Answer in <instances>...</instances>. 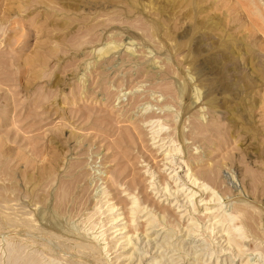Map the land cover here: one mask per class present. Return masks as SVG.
Here are the masks:
<instances>
[{
	"label": "rangeland",
	"instance_id": "rangeland-1",
	"mask_svg": "<svg viewBox=\"0 0 264 264\" xmlns=\"http://www.w3.org/2000/svg\"><path fill=\"white\" fill-rule=\"evenodd\" d=\"M0 264H264V0H0Z\"/></svg>",
	"mask_w": 264,
	"mask_h": 264
},
{
	"label": "bare ground",
	"instance_id": "bare-ground-1",
	"mask_svg": "<svg viewBox=\"0 0 264 264\" xmlns=\"http://www.w3.org/2000/svg\"><path fill=\"white\" fill-rule=\"evenodd\" d=\"M164 146V145H163ZM175 151H179V150H176V149H174ZM176 152V153H177ZM169 153V152H168ZM188 163V162H187ZM185 164V166H188V164ZM181 166H182V164H181ZM212 173L214 174L215 173V171L212 169V170H210V175H212ZM188 174H190V173H187L186 175H188ZM193 176V179L191 180V177ZM233 177V176H232ZM188 178H189V180H191V182L193 183V184H196V182H197V178H196V176H194L193 175V173L191 172V175H188ZM233 182V181H232ZM207 188H209L208 187V185H206L205 184V187H204V189L203 190H206ZM103 191H106V190H103ZM214 193V192H213ZM218 195V194H217ZM217 199H220V198H217ZM132 205L134 206V209H132V212L133 213H135V214H137L139 211H141V209H140V204H139V202H137V200H135V201H133L132 202ZM113 208V207H112ZM146 213V212H145ZM149 214H151V212H149ZM149 216V215H148ZM240 216V215H239ZM112 220H114V219H112ZM228 222H229V224H230V226L228 227V230H234V231H236V232H239L240 233V237L241 238H243L244 236L242 235L243 234V229L241 228V224L239 223V218H238V215H236V214H229L228 215ZM147 221H149V225H150V228H155V226H156V224H155V215H152V216H149V217H147ZM155 231V230H154ZM153 232V231H152ZM172 232V231H171ZM138 243V242H137ZM155 243V242H154ZM231 245V244H230ZM229 249H230V246H229ZM93 250V249H92ZM135 252V251H134ZM129 259V258H128ZM27 261H28V259H27ZM162 262V261H161ZM170 263V262H169Z\"/></svg>",
	"mask_w": 264,
	"mask_h": 264
}]
</instances>
